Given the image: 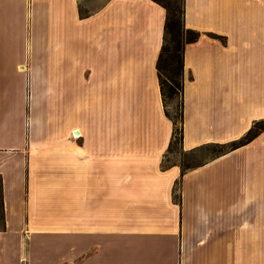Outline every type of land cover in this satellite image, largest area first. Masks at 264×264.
Returning <instances> with one entry per match:
<instances>
[{
    "label": "crops",
    "instance_id": "1",
    "mask_svg": "<svg viewBox=\"0 0 264 264\" xmlns=\"http://www.w3.org/2000/svg\"><path fill=\"white\" fill-rule=\"evenodd\" d=\"M62 1V55L40 35L0 42V264H264V132L187 170L165 167L166 8ZM18 2L6 11L33 36L40 4ZM185 23L200 36L185 49L183 148L241 138L264 118V0H186ZM92 75L99 94L109 86L110 127L89 116ZM51 77L64 81L62 104L29 90Z\"/></svg>",
    "mask_w": 264,
    "mask_h": 264
},
{
    "label": "trees",
    "instance_id": "2",
    "mask_svg": "<svg viewBox=\"0 0 264 264\" xmlns=\"http://www.w3.org/2000/svg\"><path fill=\"white\" fill-rule=\"evenodd\" d=\"M155 1L159 2L167 10L164 42L158 59V70L166 113L174 122L173 137L165 157L164 166L172 164L168 159L169 154L179 149L184 150L187 154L202 150L209 153V156L196 163H193L190 159H185L181 165L183 170H187L204 163L210 158L224 154L252 141L264 132V118L256 120L248 132L241 138L226 143H208L191 150L183 148L185 49L188 43L199 38L200 32L194 28L187 27L185 23L186 0ZM6 228L3 175L0 173V231Z\"/></svg>",
    "mask_w": 264,
    "mask_h": 264
},
{
    "label": "rangeland",
    "instance_id": "3",
    "mask_svg": "<svg viewBox=\"0 0 264 264\" xmlns=\"http://www.w3.org/2000/svg\"><path fill=\"white\" fill-rule=\"evenodd\" d=\"M36 2V0H35ZM103 0H83L82 2V10L88 11L90 9H95L98 7ZM37 3L40 4L41 10L38 11V14L34 10L33 14V36H25L23 34L24 31V20L20 18L21 12L17 16L11 17L13 14L11 12L7 13V8L15 7L19 4L18 0L11 2L9 1H2L0 0V30L2 33V36L0 37V42L6 43V44H12L13 47L16 46H22L23 43L26 41H37L38 35H40V39L45 41L46 43H52L57 46V51H59L62 55V52L65 47V43H69L71 40L69 31H65V23H67V17H64L63 10L67 7L66 3H64L62 0H37ZM8 6V7H7ZM37 9V7H36ZM47 11L49 12L46 15H40V12ZM19 16V18H18ZM75 25L77 26V22H75ZM74 23H73V27ZM77 31H79V28H77ZM75 34L73 35L74 38ZM32 37V38H31ZM15 49V48H14ZM56 48H54L55 50ZM16 50H18L16 48ZM7 56L14 57L16 54V51L10 50V47L7 49ZM46 58H49L50 55L46 54ZM50 64V63H49ZM56 72L62 73V69H58ZM62 77V74L59 75ZM28 87L29 90H44L49 92L50 99L57 103L62 104L64 92H65V86L64 81L62 79H50L47 80H35L30 79L28 80ZM75 82H72V88H74ZM88 90H87V98H86V104L89 109V116L91 114H94V110H97L95 112V119L96 123H104V126L110 127L111 125V114H110V107H111V92L109 90V86H106V88H102V94H99L97 92V89L95 87L99 84V81L96 80V77L94 75L89 76L88 78ZM106 82H104L105 87ZM69 90V86L67 84L66 87ZM60 94L61 96H56ZM92 108V109H91ZM91 110V111H90ZM174 110V109H173ZM101 111V112H99ZM209 156L208 152L198 151L196 153H185L184 150H177L169 154V161L170 162H177L182 164L185 159H190L193 161V163L199 162L202 159Z\"/></svg>",
    "mask_w": 264,
    "mask_h": 264
}]
</instances>
